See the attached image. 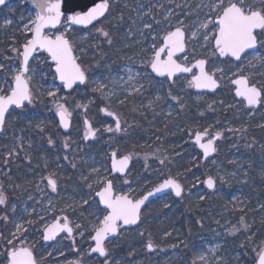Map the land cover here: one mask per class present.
<instances>
[{"label": "rangeland", "instance_id": "obj_1", "mask_svg": "<svg viewBox=\"0 0 264 264\" xmlns=\"http://www.w3.org/2000/svg\"><path fill=\"white\" fill-rule=\"evenodd\" d=\"M210 2L121 0L118 4L131 5L135 12L133 21L140 25L132 30L133 33L128 32L127 38L123 37L128 41L131 36H136V44L148 39L157 44L162 41L164 33L176 27L187 31L189 50L179 59L190 64L198 58H210L208 68L221 81L216 93L196 92L187 77H182L175 85L149 78L148 73L137 67L139 60L135 59L123 65L106 61L105 71L93 74L89 81L92 90L99 93L105 105L113 111L130 98L138 101L141 112L150 114L148 122H155L158 129L164 130V138L169 141L167 148L154 145L153 141L163 135L153 130L142 140L144 144L149 142L151 150L135 152L128 141L129 136L140 135L137 132L140 120L136 117L129 120L123 116L124 128L113 134H106V130L109 126L115 128V124L108 125V121H104L101 138L94 141L95 150H92V142L80 141L75 145L72 135L58 133L56 102L64 104L67 96L60 89L49 55L37 53L30 64L34 70L31 80L33 103L26 104L24 108H12L6 123L12 122L15 129L5 128L0 134V191L4 192L2 187L8 184L11 194L25 193L23 201L13 203L9 199L3 204L6 215L0 216V220L4 221L6 233L0 232V264L7 263V253L13 246H30L35 251L38 264H98V261L102 264H257L258 253L264 248V134L259 135V130L264 129V106L248 108L245 100L237 98L230 88L233 79L241 74L251 75L258 85L264 87V41L260 39V47L248 52L240 61L225 62L227 60L214 52L211 34L216 29L209 27V41H205V30L199 27L209 13L206 5ZM247 3L260 7L259 0H247ZM36 13L28 0H11L0 9V65H3L0 68V85L5 81L11 82L15 70L20 67L21 57L15 50L22 51V46L31 38L26 26H32ZM212 18H215L214 13ZM70 28L63 22L50 33L59 31L66 35ZM100 28L107 32L99 26L94 31H83L74 37L82 42L88 38V44L84 43L80 51L87 53L93 49L89 54L103 59L104 47L101 44L105 40L108 42V37L97 31ZM193 32H197V36L193 37ZM94 33L98 35L94 36ZM147 33L152 34V40L146 39ZM101 38L106 39L103 41ZM129 75L135 79L130 81ZM100 85H103L102 90H98ZM148 86L151 90L145 93ZM136 88L140 90L134 91ZM191 89L193 92L187 97L185 93ZM48 91L56 92L55 102L52 98L45 109H35L39 96L49 97ZM230 91H233V96ZM83 92L75 95L83 96ZM94 98L89 96L88 100H79L74 108L87 102L92 104ZM188 101L196 104L198 116L194 129L188 128V118L183 117L189 109ZM229 111V115H225ZM23 121L25 125H18ZM205 130L211 135L221 133L217 151L207 161L203 160L202 152L193 142L194 133ZM181 132L187 134L179 136ZM6 138H10L7 147L4 144ZM80 149H85V153ZM113 152L131 155L135 165L133 163L127 175L113 174ZM188 161L194 162L188 171L194 176L186 185L184 180L188 179V174L185 171L181 175L175 173L170 164L182 166ZM93 169L99 171L94 172ZM50 175L57 181L55 191L47 183ZM169 176L180 180L184 194L176 197L170 192L147 208L151 213L149 221H169L168 229L159 242H140V234L146 229V224L141 223L123 230L107 243L108 257L101 259L98 255H90L93 246L90 238L103 216L107 215L96 196L103 188V181L113 180L116 193L136 199ZM209 176L215 179L212 188L205 183ZM216 196L222 199L218 208L214 203ZM188 200L197 210L193 222L199 227L192 222L185 225L180 221L186 211L180 206ZM65 217L73 229L72 233L63 231L56 239L45 242V228L58 220L65 223ZM17 225H22L20 231H17ZM126 233L133 244L131 252L126 256L113 255L112 247ZM10 240L11 245L8 243ZM149 242L154 245L153 250L148 248Z\"/></svg>", "mask_w": 264, "mask_h": 264}, {"label": "snow or ice", "instance_id": "obj_2", "mask_svg": "<svg viewBox=\"0 0 264 264\" xmlns=\"http://www.w3.org/2000/svg\"><path fill=\"white\" fill-rule=\"evenodd\" d=\"M38 9L35 19L32 21V26L27 27L28 32L31 33V39H28L22 46V51H18L21 57L20 67L15 70L12 81H5L4 85H0V128L5 124V115L9 108L15 106L16 108H24L27 104L33 103V91L30 86L32 80L33 69L30 68V58H35L33 53L38 49H43L50 54L54 62V74L62 81V87L72 89L77 82L84 83L87 79L86 72L77 63V58L73 55V46L69 42L64 32H57L49 35L44 29L48 26L55 27L60 25L62 21L71 25H92L93 22H98L99 18L104 17L110 8L109 0H101L99 3H94L89 7L85 5L86 10L73 12L66 15L62 10V0H33ZM5 0H0V4H4ZM260 7H254L247 3V0H211L206 5L209 8V13L206 14V19L200 24V29L205 30L203 39L209 41L208 29L211 26L216 31L211 34V40H214V47L218 50L220 56H230L236 60L242 59V54H247V49L255 48L258 43V36L264 41V0H259ZM215 18H212V14ZM149 27V25H145ZM257 30H260L257 32ZM103 36L108 37L109 33L102 28L97 29ZM192 36H197V32H193ZM185 47V33L182 27H176L173 31L167 32L163 38V46L156 49L149 61L152 72L159 76L171 77L179 72H191L192 69L183 66L174 59L177 52H182ZM166 53V58H162V54ZM187 59V58H185ZM205 60H197L195 67L199 68V74L193 76L191 85L197 88H215L217 80L215 72L209 74L205 70ZM3 68V65H0ZM135 77L129 75V80ZM232 83L237 85L236 95L243 97L248 105L256 106L258 104L264 106V87H257L256 84L250 83L247 76H239L233 80ZM142 87V85H141ZM103 85H100L98 90H102ZM139 88L134 91H139ZM47 95L52 97L55 102L56 92L48 91ZM177 99V97H172ZM159 99V97H157ZM109 116H114L115 113L108 112L107 109H101ZM56 114L59 116V122L64 128L69 127V119L72 113L64 104L56 102ZM85 139L89 136H95L96 131L92 129L91 124L85 120ZM121 125L119 118L115 121V131H120ZM107 131L112 132L113 128L108 127ZM207 130L195 135V141L203 150V154L207 157L210 153L215 152L214 141L221 135L216 133L206 142H202L208 137ZM49 143L52 140L49 139ZM68 145L65 144V147ZM112 156V170L123 172L128 166L131 155H125L117 159V153L113 152ZM98 172V169H93ZM223 180V177H220ZM99 182V181H98ZM48 185L53 191L56 190V180L50 175L47 178ZM205 183L209 188L215 184V179L209 176ZM91 187V185L89 186ZM173 189L176 196L182 193L181 184L175 179H166L153 191L148 192L147 195L141 199H131L127 195H113V181L110 179L103 181V188L96 193L99 197V203L106 206L107 215L103 216L99 226L94 229L95 235L92 239L95 242V247L91 249L92 252H99L101 256H105L106 249L104 247L105 238L112 233H116L120 228L118 222L123 225L135 224L140 218L141 206L149 197L160 193L165 189ZM6 202V196L0 191V204ZM65 223L61 224L59 221L48 225L45 228L44 239H53L58 231H67L72 233L73 229L67 222V217L64 218ZM22 229V225H17V231ZM14 238H15V234ZM11 245L12 241H8ZM152 248L151 242L147 245ZM203 259V257H200ZM7 264H37L32 251L26 247H12L7 253ZM257 264H264V248L258 253Z\"/></svg>", "mask_w": 264, "mask_h": 264}, {"label": "flooded vegetation", "instance_id": "obj_3", "mask_svg": "<svg viewBox=\"0 0 264 264\" xmlns=\"http://www.w3.org/2000/svg\"><path fill=\"white\" fill-rule=\"evenodd\" d=\"M119 1H121V0H110L111 4H110V8H109V11L106 14V16L104 18L100 19L98 22H96L92 26L80 27V26H76V25H71L70 30L66 32V37L69 39L70 43L73 46V50H74L76 58L80 61V63L83 66V69L87 73V81L83 85H77L71 91H67L65 88L62 87V84H60L61 85L60 89L67 96V98L64 99L63 101H64V105L72 113V115H71L72 123H71V127H70L69 132H65L63 130L60 122H59V126H57V129L60 131L61 135H72L73 136L72 139L75 142V145L79 144L80 141L82 143L92 142L93 143L92 150H95L94 141L99 140L101 138L102 131H103L102 125L105 124L104 121H108L107 124L111 125V124H115L116 119L119 118L121 129L124 128L125 121L123 118V116H124L123 113H121V111H119V109L117 107L115 108V111H113L110 107H107L105 105V103L96 102L95 99H93L92 104H90V102H87L86 104H81V106L78 108H74V104L77 101L88 100L89 96H92V97L94 96L92 94L91 95L87 94L88 86L86 85L87 83H89L90 78L93 75L92 67L90 66L91 61H92V57H91V54H89V53H91L92 50L90 49L89 52H87V53L84 51L83 52L80 51V48L82 46H84V43L88 44V42H87L88 38H86L85 42H84V40H83V42L78 41L74 37L75 34L83 32V31H88V30L94 31L99 26H102L104 29L107 30L109 35H108V42L105 40L106 38L100 39L103 41L105 40L104 43L101 44V47H104V49H106L107 47L112 46L113 49H116V52L111 57H110V53H108V52L104 53L103 56L107 57L106 61L112 60L113 62L116 61V63H118V65H123L126 62L131 61L132 59L133 60L134 59L139 60V63L137 62L138 63L137 67H139L145 74L148 73L149 76L148 75L147 76L149 78H154L156 80H161V81H169V83L171 85H175L182 77H187L189 79L188 81H192L191 75H187V76L186 75H180V76L175 77L173 81H170L169 77H159L152 72V70L150 68L149 61L151 60L154 51L156 49H159V47L163 44V38L167 34V32L163 34L164 36L162 38V41L157 42V44L151 43V41H148L149 39L146 41H141V42H139V44H136L134 41L136 36H131L129 41H128V39H123V37L127 38L128 32H130L132 30L134 31V29L139 28L140 25L137 24V22L135 23L133 21L134 13H135L134 10L132 13H129V12L124 13V12L120 11L118 13L119 16L115 15L114 11L117 9V7H118L117 4L119 3ZM130 7H131V5H129L128 7L126 6V8H128V9H130ZM137 11L139 12V10H137ZM115 17L116 18L120 17V19L116 20ZM113 18H115V20L112 24V27L110 28L109 24L111 23V19H113ZM114 24L118 25L119 27H115ZM133 31H132V33H133ZM94 34H96L94 36L98 35L97 33H94ZM186 35H187V31H186ZM151 36H152V34H151ZM151 36L147 33L146 39L150 38L152 40ZM90 38H92V36ZM97 39H99V38H97ZM259 40H260V38H259ZM259 47H260V41H259ZM188 50H189V42H188V37H186V52ZM214 51H216L218 53V51L215 47H214ZM218 55H219V53H218ZM165 57H166V53L163 54L162 58H165ZM207 60H208V66H209L211 60H210V58H207ZM223 60L234 61L232 58H229V57H227ZM186 64H189V63H186ZM195 72H196V70L193 71V73H195ZM241 75H243V74H241ZM244 75L249 77L250 83H254L257 86L261 87L260 85H258V83L254 80V78L251 75H249V74H244ZM148 87L149 88L145 93L150 92L151 86H148ZM230 89L235 90V85L233 83L231 84ZM81 91H84L83 93L85 95L80 96V97L75 95ZM191 92H192L191 90L186 91L185 94H187V97H190L189 95H191ZM51 99H52V97H51ZM70 101H71V103H70ZM195 106H196V104H195ZM259 106H260V104H259ZM101 109H107L108 112L115 113V115L109 116L106 112L101 111ZM197 116H198V114L195 116L196 119H197ZM57 117H58V115H57ZM124 117H126V116H124ZM85 120H87L91 124L92 129H94L96 131L95 136H89L87 139H85V129H86V125L84 123ZM112 128H113V131L109 132L106 130L107 131L106 134H113L115 132V128L114 127H112ZM188 128H190V127H188ZM262 134H264V129L259 130V135H262ZM194 135H195V133H194ZM212 136H214V135H211L209 133L208 138H211ZM193 138H194V136H193ZM219 138L217 139V141L219 140ZM217 141H216V143H217ZM5 147H7V144H5ZM51 151H52V146H51ZM80 151L83 154L85 153V149H80ZM24 158H25V156H24ZM53 179H55V178H53ZM7 180H8V178L5 179V181H7ZM56 184H57V181H56ZM2 188L4 189L3 193L6 196V201H8L10 199L13 201V203H15V202L23 201L25 199V193L22 194V193L16 192L15 194H11L12 192L9 191L8 184L3 186ZM9 193L11 195H9ZM0 209H1L0 210V216L5 217L6 210L4 209L3 204H0ZM44 233H45V230H44ZM44 241H45V239H44ZM15 247H18V246H15ZM34 253H35V251H34ZM93 255H96V254H93ZM35 256H36V254H35ZM36 260H37V257H36ZM37 264H38V260H37Z\"/></svg>", "mask_w": 264, "mask_h": 264}, {"label": "trees", "instance_id": "obj_4", "mask_svg": "<svg viewBox=\"0 0 264 264\" xmlns=\"http://www.w3.org/2000/svg\"><path fill=\"white\" fill-rule=\"evenodd\" d=\"M117 6H118L117 9L114 11L116 16H118V13L120 11H122L124 13H127V12L132 13L133 12V10L131 8L128 9L123 4H117ZM115 18L111 19V23L109 24L110 28L112 27V24H113ZM107 52L110 53V57H111L116 52V49H113L112 46H109L106 49H104V53H107ZM214 52L217 56H219L216 51H214ZM91 57H92V61H91L90 66L92 67V71H93L92 73L93 74L103 73L105 71V64H106L107 57H103V59H99L97 57L95 58L92 55H91ZM229 61L230 60H227L225 62H229ZM86 85L88 86L87 94L88 95H91V94L94 95L95 96L94 99L96 102L104 103V101L100 98L99 93L94 92L92 90L91 84L87 83ZM191 91H192V89H191ZM229 94L231 96H233V91H230ZM50 99H51V97L39 96V98L37 99V102H36L35 109H39V110L45 109L46 103ZM41 100L43 101L42 103L40 102ZM188 103L189 104L187 107H189V109L183 113V117L188 118L187 123H189V127L194 129L195 122H196V117H195L196 116V108H195L196 106H195L194 102L188 101ZM116 107L119 109V111H121V113H123L124 116H126L127 119L130 120L131 118L136 117L140 120L139 126L137 127V132L138 133L140 132V135L139 136H129V141H128V144L131 145V148L135 152L146 153L147 151L151 150L149 147V142L144 144L142 140L146 137V133H150L153 130H155L159 134L163 135L162 138L153 141L154 145L158 144V145L163 146L164 148H167L169 146L168 139L164 138V132H163L164 130L158 129L157 126L155 125V122H151V121L148 122L150 119V114H148V113L146 114L144 112H141L140 103L138 101H136L133 98H130V99L126 100L125 102L120 103ZM229 113H230V111L227 112L225 115H229ZM221 114H223V110H221ZM211 115H213V114H211ZM206 118H209V116H207ZM18 125H25V122L24 121L19 122ZM146 125H149V127L145 128ZM5 128H9L11 131L15 129V128H12V122H10V121H8L5 124ZM57 132L60 133V131L58 129H57ZM186 134H187V132H181L179 134V136L184 137ZM9 141H10V138H6L4 140V144H7ZM190 144L194 149H196L194 144H192L191 142H190ZM198 162H200V159L198 160ZM200 164H202V163L200 162ZM11 165L14 166L15 164L11 163ZM134 165H135V163H134ZM170 165L173 168L172 171H174L175 173H179V175H181V174H184V171H185V174H188V179L186 178L187 180H184L186 185L190 182V181H188L189 178H192V176H194V174L192 172H188L194 166V162H192V161H188L185 164H183L182 166H178L177 164H173V163ZM195 171H197V168H195ZM206 202H209V200ZM211 202H213V201H211ZM214 203H215V205H217V208H218V206H221V203H222L221 197L216 196L214 199ZM147 208L143 211L142 221H141V223L146 224V229L143 232V234H140L139 240H140V242H143V243H145L147 240H153L155 242H159V240L162 238L163 234L168 229L169 221L168 220H160L159 221L157 219H154L153 221H149L148 218H149V215L151 213H150V211H148ZM180 208H183L186 210L184 215L180 218V221L185 223V225H188V223L192 222L195 225V227H199L195 224V222H193L196 219V212H197V210L193 206V204H191L188 200L187 202L184 203V205L180 206ZM192 217L194 219H192ZM0 226H1L0 232L6 233V232H4V221H3V219L0 220ZM132 248H133V244H131V240H129V238L127 237V233H126L125 236L119 241V243L114 245V247H112L113 255L126 256L131 252ZM98 264H102V261H98Z\"/></svg>", "mask_w": 264, "mask_h": 264}, {"label": "water", "instance_id": "obj_5", "mask_svg": "<svg viewBox=\"0 0 264 264\" xmlns=\"http://www.w3.org/2000/svg\"><path fill=\"white\" fill-rule=\"evenodd\" d=\"M10 1H11V0H5V3H4V4H0V9H1L4 5H6L7 3H9ZM28 1H29V2L35 7V9L38 11V9L36 8V6H35L33 0H28ZM99 2H101V0H62V10L65 12L66 15H69V14H72L73 12L86 10L85 5L91 7V6L94 5V3H99ZM109 3L111 4L110 0H109ZM108 11H109V10H108ZM108 11L106 12V14L108 13ZM106 14H105V15H106ZM101 18H102V17H101ZM101 18H99V20H100ZM99 20H98V21H99ZM62 22H63V21H62ZM95 23H96V22H93V24H95ZM61 24H62V23H61ZM61 24H60V25H56L55 27L48 26V27H46V28L44 29V31H45L47 34L52 35V34L50 33V31L56 30L57 28H59V27L61 26ZM93 24H92V25H93ZM92 25H76V26H80V27H90V26H92ZM182 29H183V28H182ZM173 30H174V29H173ZM173 30H172V31H173ZM183 31H184V33H185V47H184V50H183L182 52H177V53L175 54L174 59L177 61V63H179V64H181V65H183V66H186V67L191 68L192 71H191V72H179V73H175L173 76L169 77V78H170V81H173L175 77L180 76V75H191L192 78H193V76L198 75L200 70H199L198 67H195V66H194V65L196 64V61H197V60H205V61H206V63H205V70H206L207 72H209V74L212 73V72L209 70V68H208V60H207L206 58H199V59L195 60V61H194L192 64H190V65H187L186 63H184V62H182V61L179 60L178 56H180L181 54H183V53L186 51V37H187V35H186V31H185L184 29H183ZM259 31H260V30H257V32H259ZM30 39H31V38H30ZM259 41H260V40H259V37H258V43H257L256 47H255V48H252V49H247V50H246V53L249 52V51L257 50V49L259 48ZM69 42H70V41H69ZM162 46H163V44H162L160 47H162ZM160 47H159V48H160ZM217 51H218V50H217ZM40 52H42V53H46L47 55H49L51 62L54 64V62L52 61L51 56H50L49 53H47V52H46L45 50H43V49H40ZM37 53H38V50H37L35 53H33V56L35 57ZM218 53H219V52H218ZM73 55L75 56L74 50H73ZM243 55H244V54H242V57H243ZM162 56H163V54H162ZM75 57H76V56H75ZM220 57L224 59V58H227V57H230V56H220ZM165 58H166V57H165ZM231 58H233L235 61H239V60H236V58H234V57H231ZM32 60H33V58H30V64H31ZM240 60H241V59H240ZM77 63L80 64L81 68L83 69V66H82V64L80 63V61H79L78 59H77ZM54 68H55V65H54ZM194 70H196V72L193 74V71H194ZM153 73H154V72H153ZM154 74L157 75L156 73H154ZM86 76H87V73H86ZM157 76H159V75H157ZM242 76H246V75H242ZM159 77H167V76H159ZM215 77H216V80H217V85H216L215 88H197V87L194 86L195 91H197V92H209V93H215V92L220 88V86H221V81L218 79V77L216 76V74H215ZM238 77H239V76H238ZM238 77L234 78L233 80L237 79ZM247 77H248V76H247ZM57 79H58V82H59L60 84L63 83L62 81L59 80L58 77H57ZM86 81H87V79H86ZM86 81H85V82H86ZM85 82H84V83H85ZM84 83L77 82L76 84L73 85V88H72V89H66V88H65V89H66L67 91H71V90H73L74 87H76L77 85H83ZM233 84H234V83H233ZM234 85H235V84H234ZM30 86H31V84H30ZM256 86H257V85H256ZM257 87L259 88V86H257ZM236 88H237V85H235V90H234L235 94H236ZM236 96H237V95H236ZM237 97H238V98H243V97H239V96H237ZM243 99H244V98H243ZM26 104H27V103H26ZM246 104H247V102H246ZM247 106H248V107H257V106H259V104L256 105V106H251V105H248V104H247ZM12 108H15V106L10 107L8 113H6V115H5V124H6V121H7L8 114H9V112L12 110ZM58 118H59V116H58ZM59 119H60V118H59ZM71 123H72V118L70 117V119H69V127H68V128H64V127L62 126V128H63V130H64L65 132H69L70 127H71ZM5 124H4V126H5ZM4 126H3L2 128H0V134H2V132L4 131ZM197 132L203 133V132H205V131H197ZM197 132H196V133H197ZM196 133H195V135H196ZM195 135H194V138H193V142H194V143H196V141H195ZM208 136H209V135H208ZM219 137H220V136H219ZM219 137H218V138H219ZM218 138H217V139H218ZM207 139H209V138L206 137L205 140H203L202 142H206ZM217 139H216V140H217ZM216 140L214 141V146H215L216 151H217V143H216ZM196 144H197V143H196ZM197 146L199 147L198 144H197ZM199 148H200V147H199ZM200 150H201V152H202V154H203V150H202L201 148H200ZM216 151L210 153L207 157H205L204 154H203V157H202L203 160H204V161H207L211 156H213V155L216 153ZM116 153H117V152H116ZM125 155H128V154H122V155H119V154L117 153V157H116V158H117V159H120L121 157H123V156H125ZM111 165H112V156H111ZM132 166H133V159L131 158V159L129 160L128 166L125 168V170H124L123 172L113 171V170H112V172H113L114 175L125 176V175H127V174L131 171ZM111 168H112V167H111ZM169 178L175 179L176 181H178V182L181 184V186H182V193H181L180 196H176V195H175V191H174L173 189L169 188V189H165L164 191H162V192H160V193H156V194H155L154 196H152V197H149L148 200L145 201L144 205L141 206L140 218H139V220H138L135 224L123 225L122 222H118V224L121 225L120 228L118 229V231H117L116 233L109 234V235L105 238V242H104V247H105V249H106V254H105V256H101V255L99 254V252H92V251H91V249L95 247V242H94V240L92 239V237L95 235V233H94L93 236L90 238L91 242H93V246H92V248L90 249V255L96 254V255H98L100 258H106V257H108V256L110 255V251H109L108 248H107V242L110 241V240H112V239H114V238H116V237H118V236L120 235V233H121L122 230L130 229V228H133V227L138 226V225L141 223V221H142V214H143V211H144L145 208L148 207V206L150 205V203H151L152 201H154L155 199H157V198H159V197H162V196H164V195H166V194H168V193H170V192H173L174 195H175L176 197H181V196H183V194H184V186H183V184L180 182V180H178L177 178H175V177H173V176H169V177L166 178V179H169ZM166 179H164L161 183H159L158 185H156L155 187H153L152 189H150L148 192L153 191L154 188H157V187H158L160 184H162ZM112 181H113V180H112ZM214 185H215V184H214ZM101 190H102V189H101ZM101 190H100V191H101ZM98 192H99V191H98ZM148 192H146V193L143 194L141 197L136 198V199H141L143 196L147 195ZM113 195H127L129 198L136 200L134 197H132V196H130V195H128V194H118V193H116V189H115V187H114V181H113ZM97 197H98V196H97ZM98 198H99V197H98ZM100 204H101V206H102L103 208L106 209V206H105L104 204H102V203H100ZM62 232H63V231H58L57 234H56V236H55L53 239H51V240H45V241L48 243V242H50V241L56 239V238H57ZM152 245H153V244H152ZM20 247H26V248H29V249L32 251L33 256H34V258H35V260H36L35 253H34V251L32 250V248H31L30 246H18V247H16V248H20ZM153 248H154V245H153L152 248H149V249H150V250H153ZM11 249H12V248H11ZM11 249H10V250H11ZM36 261H37V260H36ZM257 261H258V260H257ZM6 264H7V263H6ZM75 264H81V263L77 262V263H75Z\"/></svg>", "mask_w": 264, "mask_h": 264}, {"label": "bare ground", "instance_id": "obj_6", "mask_svg": "<svg viewBox=\"0 0 264 264\" xmlns=\"http://www.w3.org/2000/svg\"><path fill=\"white\" fill-rule=\"evenodd\" d=\"M249 52H251V51H249ZM247 53H248V52H247ZM244 55H245V54H244ZM244 55H243V57H244ZM243 57H242V58H243ZM229 58H231V57H229ZM222 59H223V58H222ZM224 59H225V58H224ZM232 59H233V58H232ZM233 60H234V59H233ZM234 61H235V60H234ZM239 61H240V60H239ZM236 62H237V61H236ZM218 90H219V89H218ZM218 90H217V91H218ZM217 91H216V92H217ZM196 92H197V91H196ZM216 92H215V93H216ZM201 93H209V92H201ZM209 94H214V93H209ZM235 95H236V94H235ZM236 97H237V96H236ZM237 98H238V97H237ZM239 99H243V98H239ZM243 100H244V99H243ZM245 101H246V100H245ZM257 107H258V106H257ZM257 107H248V108H257ZM216 141H217V140H216ZM195 144H196V143H195ZM196 146H197V144H196ZM197 147H198V146H197ZM198 148H199V147H198ZM199 149H200V148H199ZM211 157H212V156H211ZM211 157H210V158H211ZM210 158H209V159H210ZM173 194H174V193H173ZM155 200H156V199H155ZM155 200H154V201H155ZM152 202H153V201H152ZM152 202H151V203H152ZM151 203H150V204H151ZM136 227H137V226H136ZM133 228H135V227H133ZM101 259H103V258H101Z\"/></svg>", "mask_w": 264, "mask_h": 264}]
</instances>
